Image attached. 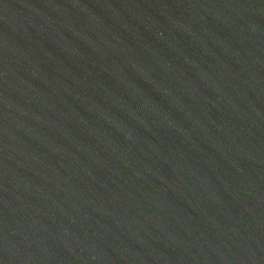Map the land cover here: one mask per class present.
Masks as SVG:
<instances>
[{
	"label": "water",
	"instance_id": "obj_1",
	"mask_svg": "<svg viewBox=\"0 0 264 264\" xmlns=\"http://www.w3.org/2000/svg\"><path fill=\"white\" fill-rule=\"evenodd\" d=\"M0 264H264V0H0Z\"/></svg>",
	"mask_w": 264,
	"mask_h": 264
}]
</instances>
